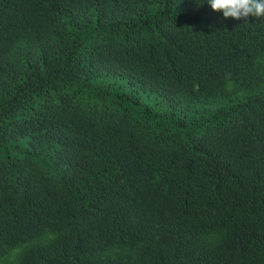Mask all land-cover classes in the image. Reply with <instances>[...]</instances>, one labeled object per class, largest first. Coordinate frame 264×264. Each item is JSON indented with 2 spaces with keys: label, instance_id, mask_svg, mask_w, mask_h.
Segmentation results:
<instances>
[{
  "label": "trees",
  "instance_id": "16d2710c",
  "mask_svg": "<svg viewBox=\"0 0 264 264\" xmlns=\"http://www.w3.org/2000/svg\"><path fill=\"white\" fill-rule=\"evenodd\" d=\"M0 264H264V18L0 0Z\"/></svg>",
  "mask_w": 264,
  "mask_h": 264
},
{
  "label": "clouds",
  "instance_id": "9594fccd",
  "mask_svg": "<svg viewBox=\"0 0 264 264\" xmlns=\"http://www.w3.org/2000/svg\"><path fill=\"white\" fill-rule=\"evenodd\" d=\"M213 11H222L225 18H264V0H207Z\"/></svg>",
  "mask_w": 264,
  "mask_h": 264
},
{
  "label": "rangeland",
  "instance_id": "374dc122",
  "mask_svg": "<svg viewBox=\"0 0 264 264\" xmlns=\"http://www.w3.org/2000/svg\"><path fill=\"white\" fill-rule=\"evenodd\" d=\"M209 23V22H208ZM116 91V90H115ZM153 102L149 101V100H143V105L144 106H150L152 105ZM154 104V103H153ZM155 112H157L158 114H162L163 110L162 109H156Z\"/></svg>",
  "mask_w": 264,
  "mask_h": 264
}]
</instances>
